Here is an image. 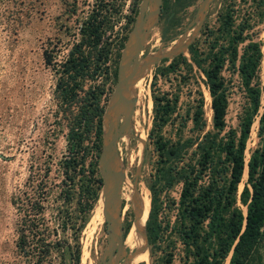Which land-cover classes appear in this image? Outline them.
Instances as JSON below:
<instances>
[{
    "label": "trees",
    "instance_id": "1",
    "mask_svg": "<svg viewBox=\"0 0 264 264\" xmlns=\"http://www.w3.org/2000/svg\"><path fill=\"white\" fill-rule=\"evenodd\" d=\"M92 7L81 17L77 38L72 41L61 61L53 60L49 49L42 50L44 63L55 73L54 92L60 105L69 110L63 176L50 175V161H36L35 169L23 186L13 191L10 202L15 209V254L0 264H78L80 232L97 199L100 177L95 159L87 162V141L95 155L100 148L101 112L99 85H89L82 94L84 80L92 78L106 62L109 42L104 36L117 17L122 0H93ZM193 0H162L160 15L168 25L176 13ZM264 0H258L263 3ZM233 0H223L216 13L214 27L203 26L202 38L186 45L187 55L179 52L169 61L182 62L189 70L194 66L203 75L208 91L212 130L194 137L166 142L155 137L154 170L148 179L149 209L144 224L145 238L152 257L151 264H262L264 258V103L257 118L259 142L244 159L250 124L260 105L257 68L260 43L245 31L244 17L235 22ZM125 34L120 35L122 46ZM244 39L247 41L239 47ZM233 64L249 101L237 127L225 126L227 85L220 74L225 61ZM198 97L190 117L193 127L201 130L203 95ZM153 95L154 123H164L171 110L168 99ZM74 109V110H73ZM194 147V161L186 155ZM246 178L239 192L244 211L236 204L237 183L244 166ZM32 166V165H31ZM71 171L68 175L67 171ZM75 176H83L77 182ZM180 182L174 217L162 213L160 191ZM78 183V190H76ZM126 226L124 234L128 231ZM183 260L174 262L176 251ZM180 257V256H179ZM138 264V263H137Z\"/></svg>",
    "mask_w": 264,
    "mask_h": 264
},
{
    "label": "rangeland",
    "instance_id": "2",
    "mask_svg": "<svg viewBox=\"0 0 264 264\" xmlns=\"http://www.w3.org/2000/svg\"><path fill=\"white\" fill-rule=\"evenodd\" d=\"M122 1V8L118 16L114 17L111 29L108 28L104 33L109 42L108 58L92 78L84 80L79 90L82 94L89 85H99V105L102 107L100 147L105 124L103 116L114 87L122 48L117 41L120 35H126L129 31L140 0ZM93 2L0 0V263L10 261L15 254L16 214L10 202L12 192L23 186L26 177L35 169L33 164L36 161H50V175H54L55 179L61 178V163L68 154L65 134L70 112L60 105L55 95L56 73L50 65L44 63L42 50L49 49L53 60L61 61L72 41L78 36L77 26L81 17L87 14ZM161 2L162 0L158 4L157 16L152 15L148 20V24H151L139 54L140 67L129 92V100L134 101L131 123L117 141L118 159L114 177L119 187V204L123 202L122 218L120 213L122 236L130 223L123 236V243L129 230L135 228L136 213L131 203L120 200V188L123 184L127 185L131 195L136 199L140 198L149 209L147 183L154 170L153 161L157 157L155 137L158 136L166 142H175L177 139L193 138L195 134L207 129L212 130L210 97L202 82L203 75L194 66L189 70L182 62L178 61L172 66L168 63L179 52L187 55L186 45L195 37L202 38L200 30L203 26H216V13L223 0H193L176 13L170 25L160 15ZM156 3L157 0H152L151 13L155 10ZM233 5L236 23L248 15L249 26L245 31L259 41L261 52L257 68L260 105L253 116L246 139V161L250 150L259 142L257 118L264 103V2L259 4L258 0H233ZM181 40L182 43L179 44ZM246 41L247 39H244L238 46L241 47ZM220 74L227 85L225 126L220 131L222 134L230 127H237L249 101L233 64L226 60ZM198 89L203 95L202 117L205 122L201 130L195 129L190 119L197 101ZM153 95L163 97V101L168 99L171 106L167 120L158 126L153 119ZM87 145L84 168L86 169L89 160L95 159V173L101 179L97 164L100 148L95 155L94 151L90 150V140ZM193 147L194 144L187 148L186 155L194 161L196 155L191 153ZM67 173L69 175L71 171L68 170ZM83 178L74 174V180L78 183L83 181ZM245 178L246 165L236 190V204L243 211L245 206L239 200V192ZM101 184L102 180L100 186ZM180 185V182H176L163 188L159 194L162 213L170 220L174 217ZM99 206L101 210L100 189L80 232L78 264H97L106 244V225L101 211L98 210ZM94 213L95 223H91ZM145 249L142 259L123 263L133 250L132 243L129 248L124 247V257L122 254L118 256L115 264H151L152 257L146 244ZM229 253L222 264H227ZM113 254H116L115 248ZM182 254V251L177 250L173 261H182Z\"/></svg>",
    "mask_w": 264,
    "mask_h": 264
},
{
    "label": "water",
    "instance_id": "3",
    "mask_svg": "<svg viewBox=\"0 0 264 264\" xmlns=\"http://www.w3.org/2000/svg\"><path fill=\"white\" fill-rule=\"evenodd\" d=\"M159 1L157 0L152 13L150 10L152 0H140L138 3L137 12L120 50L114 87L103 116L105 119L102 129L103 141L97 164L102 180L101 213L105 220L107 239L97 264H115L118 256L123 252L119 187L114 177L118 159L117 141L131 123L134 101L129 100V92L140 67L139 54L151 24H148V20L152 15L157 16ZM144 239L147 245L145 231ZM114 248L116 254H113Z\"/></svg>",
    "mask_w": 264,
    "mask_h": 264
},
{
    "label": "bare ground",
    "instance_id": "4",
    "mask_svg": "<svg viewBox=\"0 0 264 264\" xmlns=\"http://www.w3.org/2000/svg\"><path fill=\"white\" fill-rule=\"evenodd\" d=\"M182 43V40L179 41V44ZM105 123V122H104ZM124 176V175H123ZM126 177V176H124ZM125 180V179H124ZM127 181V180H126ZM122 184V183H121ZM128 184V183H127ZM133 194V193H132ZM138 197V196H136ZM120 200H126L127 202L131 203L135 207V228H131L129 230V233L124 239V247L129 248L132 246L133 243V250L132 252L123 260V263H128L131 261H135L137 259H142L144 256V253L146 251L145 249V239H144V220L146 217V213L148 211V207L145 205V203L140 200V198L136 199L131 195L129 192V188L127 185L123 184L120 188ZM98 210H100V206L98 207ZM101 211V210H100ZM123 202L121 203V218L123 217ZM99 214V213H98ZM99 217V216H98ZM96 213H94L91 217L90 222L95 223ZM97 220V219H96ZM124 236V234H123ZM134 239V242H133ZM123 242V238H122ZM124 247L122 256L124 257Z\"/></svg>",
    "mask_w": 264,
    "mask_h": 264
}]
</instances>
